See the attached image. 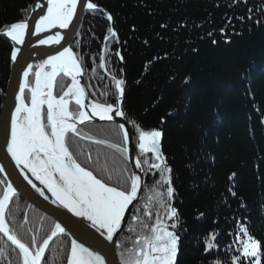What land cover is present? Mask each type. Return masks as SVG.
<instances>
[{
	"label": "trees",
	"instance_id": "16d2710c",
	"mask_svg": "<svg viewBox=\"0 0 264 264\" xmlns=\"http://www.w3.org/2000/svg\"><path fill=\"white\" fill-rule=\"evenodd\" d=\"M35 1L0 0V26L27 18ZM93 2L110 13L113 21L104 12L86 11L71 48L83 62V79L94 101L115 103L112 77L125 79L123 109L135 145L138 133L133 121L145 130L163 132L162 150L175 189L171 203L179 213L177 228H171L180 236L177 264H232L241 248L237 238L243 239L241 225L248 226L264 252V0ZM240 16L245 19H235ZM228 17L234 18L231 25H227ZM110 27L116 37L108 32ZM10 49L0 39V108L9 77ZM100 56L104 67H100ZM68 84L58 79L55 95H62ZM75 109L71 103L70 110ZM80 128L95 138L122 143L117 124ZM72 143L74 150L78 146L91 152L97 169L112 172L110 184L116 185L123 168L131 172L128 161L105 145L78 137ZM136 150L140 156L137 146ZM140 158L152 160L151 154ZM79 159L83 162L84 156ZM144 173L142 198L132 213L140 221L130 218L120 236L118 243L124 247H116L119 262L120 252L127 254L126 249L144 231L142 222H154L157 213L170 224L176 222L167 219L155 202L150 206L151 218L145 215L148 197L166 193L167 186H156L159 174L148 171V165ZM232 173L235 176L230 180ZM94 174L99 175L98 171ZM3 187L0 184V192ZM6 219L24 242L35 236L42 243L55 224L19 199L11 202ZM211 233L219 234L218 243L214 254L207 255L205 241ZM0 249V264L9 260L20 264L18 251L1 235ZM69 249V238L58 235L50 242L42 264H66Z\"/></svg>",
	"mask_w": 264,
	"mask_h": 264
},
{
	"label": "snow or ice",
	"instance_id": "6c2138e0",
	"mask_svg": "<svg viewBox=\"0 0 264 264\" xmlns=\"http://www.w3.org/2000/svg\"><path fill=\"white\" fill-rule=\"evenodd\" d=\"M238 2V0H234ZM246 2V0H244ZM86 7L90 13L103 12L93 0H47L46 13L35 20L34 32L27 18L0 26V35L12 42L10 60L15 64L21 49L15 45H24L25 37L29 34L39 35L49 29H67L77 16V7ZM26 10H22L24 12ZM251 11V9H249ZM107 20L113 21V16L107 14ZM233 17L227 18V25H231ZM244 20L245 17H235ZM251 20L252 17L248 16ZM260 23V21H256ZM226 25V26H227ZM166 27V25H161ZM111 36L116 37L114 28H108ZM224 32V29H221ZM211 35V33H209ZM64 39L59 32L54 36L49 35L45 39H39L40 45L60 44ZM108 37H105L107 40ZM119 55V53H117ZM123 60V56H120ZM100 67H104V57L100 56ZM35 68V70H34ZM22 80L18 85V94L15 95L14 111L11 113V138L6 144L7 153L10 154L15 165L20 169L24 180L35 190L39 196L47 200L45 189L54 197L53 203L58 204L73 217L79 218L83 224L94 229L104 241L115 243L116 247L124 246L114 241V236L121 230L125 222L126 213L130 212L129 206L137 200L141 189L142 177L136 172H128L123 168L116 177V185L110 184L113 174L107 168H98L93 161L91 152H83L77 146L74 150L73 138L88 140L95 145H105L118 153L123 161L129 159V132L123 123L119 124V130L123 133L122 143L109 142L106 139H98L84 133L79 125L92 122L95 118L101 121H113L116 116L126 117L123 109L125 97V80L117 79L113 75L117 99L115 103L91 102L86 104V89L81 86L78 77L84 72L83 62L73 52L71 47H64L55 55H49L38 65L31 63L21 67ZM63 74L71 77V85L59 97L53 94L54 83L57 77ZM33 77L34 79H30ZM74 100L76 109L70 110L69 104ZM46 106V108H45ZM85 109H90L86 111ZM136 127L138 138L136 146L140 156L151 154V162L148 159H135L134 167L144 169L148 165V171L155 170L159 179L156 186L166 187L165 192H155L148 197L145 204V215L151 218L150 206L158 205L164 210L169 220L176 221L169 226L157 213L152 223L142 222L144 231L137 235L132 247L120 252V264H177L180 236L177 228L178 210L171 203L174 196L172 169L167 157L162 150L163 132L157 129L145 130L142 126L132 122ZM84 156L83 162L79 159ZM86 165H93L88 167ZM98 174H94L97 172ZM5 172V167L0 164V173ZM31 173L35 180L39 181L43 188L38 187L29 177ZM147 174V173H145ZM235 176L232 173L229 179ZM3 190L0 192V234L6 237L11 245L18 250L21 258L20 264H42L45 252L50 241L58 235H74L71 229L61 222L54 224V229L42 243L33 236L30 242H24L19 234L14 231L7 219L6 211L9 203L17 196V188L7 176L3 181ZM118 185V186H117ZM235 197L236 193L229 189ZM155 202V205L153 204ZM135 207V206H134ZM202 215V214H201ZM131 219L140 221V216L132 215ZM82 225H77L80 227ZM133 229H129L132 231ZM243 239H239L241 248L238 250L232 264H264V252L262 244L248 230L247 225H241ZM218 233H211L205 241L204 252L213 255L217 246ZM99 243V241H97ZM0 254L3 250L0 249ZM8 264H12L11 260ZM66 264H111L100 251H94L85 246L78 239H71L70 249L66 257ZM214 264H221L215 261Z\"/></svg>",
	"mask_w": 264,
	"mask_h": 264
},
{
	"label": "water",
	"instance_id": "95a60500",
	"mask_svg": "<svg viewBox=\"0 0 264 264\" xmlns=\"http://www.w3.org/2000/svg\"><path fill=\"white\" fill-rule=\"evenodd\" d=\"M83 3H87V0H83ZM46 5L47 0H36L31 7L30 14L28 16V22L32 26V30L34 32V23L35 20L39 19L40 15L46 13ZM87 11L86 7H81L78 5L77 7V16L74 17L73 23L67 29H49L47 32L40 33L38 36L35 34H29L25 37L24 45H15V47H19L21 49L20 54L18 56V60L15 64H13L10 60V70L9 77L7 80V85L5 88L1 108H0V164L5 167V172L0 173L3 178L7 176L8 180L13 182V186L17 188V196L13 199L17 198L28 204L29 206L39 210L44 213L48 217L52 218L55 223L61 222L66 225L68 229H71L74 235H67L70 239H78L80 242H83L85 246L91 247L94 251H100L102 255L106 256V259L111 261V264H119L117 255H116V244L104 241L102 237L99 236L98 233L95 232L94 229H91L86 224H83L82 221L77 217H73L70 213H68L65 209L61 208L58 204L53 203L54 197L51 196V193H48L45 189V194L49 197L47 200L44 197L39 196L38 193L24 180L23 176L20 173V169L16 167L15 161L12 160L10 154L7 153L6 144L10 141L11 138V113L14 111L15 105V95L18 94V85L22 80V72L20 71L21 67H26L27 64L31 63L34 66L38 65L42 60H46L49 55H55L58 51H63L64 47H71L72 41L77 34L79 29L81 20L83 18L84 13ZM105 14H109L107 11L103 10ZM57 32H59L64 39L61 40L60 44H50V45H40L39 39H45L49 35L54 36ZM0 39L7 41L12 47V42L0 35ZM120 59V56L117 55ZM58 78H63L71 81L70 76H64L61 74ZM34 79V78H33ZM80 80V84L82 87L86 89V99L85 103L88 104L90 102H94L89 92L86 88L85 82L82 76L78 77ZM125 80V79H124ZM57 81V80H56ZM55 85L53 87V94L55 95ZM74 102V100H73ZM75 103V102H74ZM46 108V106H45ZM86 111H90L86 109ZM104 123H115L119 126V124L123 123L125 125V129L129 132V143L127 147L129 148V159L128 164L130 166L131 172H136L142 177V185L141 189L138 192L137 200L133 201V204L129 206L130 212L126 213L125 222L121 225V230L114 236V241L118 242L120 235L123 233L125 228L127 227L130 217L132 215L134 206L141 199L142 190L145 182L144 172L141 169H136L134 167L135 159L138 157L135 149V144L133 140L132 130L125 119V117L116 116L113 121H101L98 118H95L92 122H86V124H104ZM83 125H79L83 126ZM29 177L33 180V182L38 186L43 188V185L39 183V181L35 180V177L31 176V173H28ZM12 199V200H13ZM12 201H10L9 205ZM77 225H82L77 227ZM3 236V234H1ZM3 238L7 241L6 237ZM99 241V243H97ZM10 245L11 243L7 241ZM15 248V246L11 245ZM17 250V249H16ZM18 251V250H17Z\"/></svg>",
	"mask_w": 264,
	"mask_h": 264
},
{
	"label": "rangeland",
	"instance_id": "374dc122",
	"mask_svg": "<svg viewBox=\"0 0 264 264\" xmlns=\"http://www.w3.org/2000/svg\"><path fill=\"white\" fill-rule=\"evenodd\" d=\"M66 89H67V88H66ZM66 89H65V91H66ZM116 99H117V98H116ZM2 100H3V98H2ZM70 103H72V104L75 105V103L73 102V100H72ZM163 190H165V188H163ZM165 223H167L169 226H171V224H170L169 222L165 221ZM169 230H172L171 227H169Z\"/></svg>",
	"mask_w": 264,
	"mask_h": 264
},
{
	"label": "bare ground",
	"instance_id": "6f19581e",
	"mask_svg": "<svg viewBox=\"0 0 264 264\" xmlns=\"http://www.w3.org/2000/svg\"><path fill=\"white\" fill-rule=\"evenodd\" d=\"M10 45V44H9ZM11 47V46H10ZM124 79V78H123ZM71 83H72V81L70 82V84H69V86L71 85ZM68 86V87H69ZM67 90V89H66ZM91 103V102H90ZM86 110V109H85ZM90 110V109H89ZM130 126V125H129ZM123 134V133H122ZM132 134H133V131H132ZM134 140V139H133ZM137 156H138V154H137ZM143 172H144V169H143Z\"/></svg>",
	"mask_w": 264,
	"mask_h": 264
}]
</instances>
